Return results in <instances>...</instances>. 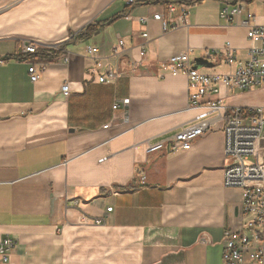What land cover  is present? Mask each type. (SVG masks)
I'll return each mask as SVG.
<instances>
[{
	"label": "crops",
	"instance_id": "0c3cea01",
	"mask_svg": "<svg viewBox=\"0 0 264 264\" xmlns=\"http://www.w3.org/2000/svg\"><path fill=\"white\" fill-rule=\"evenodd\" d=\"M10 1L0 0V241L16 245L0 264H223L225 232L247 221L242 192L224 186L225 119L190 105L169 62L188 52L200 73L227 74L230 44L247 63L264 0ZM171 3L175 19L187 6V25L165 33L153 16ZM229 3L242 8L233 23L220 17ZM32 66L45 68L37 83ZM218 98L264 106V87L222 84L202 101ZM207 117L213 129L190 151L147 153Z\"/></svg>",
	"mask_w": 264,
	"mask_h": 264
},
{
	"label": "built area",
	"instance_id": "2783aa9c",
	"mask_svg": "<svg viewBox=\"0 0 264 264\" xmlns=\"http://www.w3.org/2000/svg\"><path fill=\"white\" fill-rule=\"evenodd\" d=\"M129 4L134 0H127ZM187 6H181V16L173 18L176 11L175 4H168L167 15L155 14L153 19L159 22L163 32H169L182 25H187ZM241 6L237 3H229L220 13V17L226 23H233L241 13ZM251 18V16H248ZM148 22V19H143ZM147 37V34H144ZM252 46L249 49V60L247 63L238 61L235 50L227 44L222 50L226 64L231 71L223 75H206L192 68L189 53H182L170 59V72L174 75L183 74L188 79L189 103L194 107H205L211 116L224 121V158L227 162L224 175V186L226 188L238 189L242 192V213L247 218L241 230H228L225 232L223 264H264V147L262 146L264 136V106L243 108L235 107L228 109L224 106L222 99L213 101H202L208 94L219 95L220 85L224 84L230 89L241 91L251 90L254 87H264V26H254L247 35ZM119 48L124 47V42L119 41ZM37 44L31 42L24 47V54H37ZM86 54L91 57L98 56V48L86 47ZM211 55H218V51H211ZM140 56L144 58L145 52ZM6 60H0V64ZM96 65L102 68V63L97 60ZM137 65V64H135ZM45 68L38 70L35 66L29 69L31 81H40ZM109 79L115 78L108 73ZM108 80L107 76L100 77V83ZM62 94L70 95L67 84L62 86ZM129 105V100L124 101ZM119 108L114 106V110ZM228 119H226V117ZM108 127V126H106ZM212 118H204L183 129L181 132L163 141L150 144L148 154H155L165 150L168 155L178 152H187L192 149L193 143L207 133L212 131ZM112 208L108 209L111 212ZM96 221V224H100ZM16 242L10 237L0 241V257L4 263H9L10 252Z\"/></svg>",
	"mask_w": 264,
	"mask_h": 264
},
{
	"label": "rangeland",
	"instance_id": "374dc122",
	"mask_svg": "<svg viewBox=\"0 0 264 264\" xmlns=\"http://www.w3.org/2000/svg\"><path fill=\"white\" fill-rule=\"evenodd\" d=\"M20 1H22V0H11V1L9 2V4L12 5V6H14V5H16L17 3H19Z\"/></svg>",
	"mask_w": 264,
	"mask_h": 264
},
{
	"label": "trees",
	"instance_id": "16d2710c",
	"mask_svg": "<svg viewBox=\"0 0 264 264\" xmlns=\"http://www.w3.org/2000/svg\"><path fill=\"white\" fill-rule=\"evenodd\" d=\"M91 31H92L91 26H88L85 35L88 36L91 33Z\"/></svg>",
	"mask_w": 264,
	"mask_h": 264
}]
</instances>
